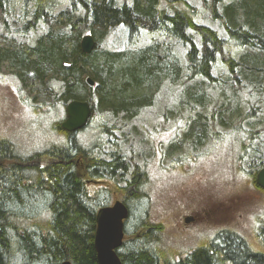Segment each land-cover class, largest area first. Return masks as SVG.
<instances>
[{
	"label": "trees",
	"instance_id": "16d2710c",
	"mask_svg": "<svg viewBox=\"0 0 264 264\" xmlns=\"http://www.w3.org/2000/svg\"><path fill=\"white\" fill-rule=\"evenodd\" d=\"M201 5L219 28L197 22L193 0H0V73L17 77L29 100L55 113L50 132L58 135L27 156L0 139V264H97L96 214L113 202L110 182L129 211L116 250L121 264H264V217L254 216L248 235L224 228L184 253L164 245L163 225L149 220L150 152L143 147L151 138L136 140L131 123L152 101L127 95L152 86L164 63L182 80L177 105L188 111L182 118L184 137L168 145V155H179L184 145L201 147L210 132L219 142L230 135L238 173L264 194L255 182L264 166V0H201ZM144 27L185 50L183 75L180 65L157 57V48L124 61L120 47ZM115 31L113 48L98 54L96 43L89 54L81 51L86 33L99 39ZM18 35L27 41H18ZM218 61L234 92L249 95L246 103L218 100L221 106L208 109L209 88L223 82L213 71ZM72 100L88 101L92 110L98 106L102 120L91 128L90 117L78 131L63 130L61 118ZM90 129V141L77 136ZM95 183L99 187L89 190Z\"/></svg>",
	"mask_w": 264,
	"mask_h": 264
},
{
	"label": "rangeland",
	"instance_id": "374dc122",
	"mask_svg": "<svg viewBox=\"0 0 264 264\" xmlns=\"http://www.w3.org/2000/svg\"><path fill=\"white\" fill-rule=\"evenodd\" d=\"M193 2L200 13L197 22L219 28L218 24L207 18L208 12L201 5V0H193ZM145 25L149 26L147 22ZM40 32L38 30L31 36L34 37ZM117 33L118 31L106 32V35L99 39L96 33L97 37L94 38L98 46L95 51L97 50L99 54L103 50L113 48L110 46L119 37ZM119 35L122 42L127 41L125 34L119 33ZM16 39L27 41V37L20 35L16 36ZM124 43L118 47L123 54H126L125 62L146 48L153 50L157 48L158 51H155L157 57L173 66L180 65L183 75L186 64L185 50L174 40L158 32H150L144 27L141 34L133 37L130 44ZM163 67L165 73L161 71L152 86H144L127 95V98L134 94L140 98L147 97L146 101H152L138 110L131 123L137 129L136 140L148 136L151 138L150 143L143 147L146 155L148 151L153 154L146 156L148 175L146 190L151 198L150 223L163 225L165 240L163 244L179 253L187 252L203 241L210 240L216 232L224 228L236 229L248 235L254 216L256 221L259 217H264L262 213L264 194L250 183L246 185L245 174L238 173L232 160L236 148L233 138L226 135L219 142L210 132V136L201 147L184 145L179 155H168V145L171 142H181L184 137L182 118L187 116L188 111L186 106L177 105L183 87L182 80H177L174 71L169 73L165 63ZM213 71L223 82L221 87L209 88L210 103H212V108L209 107V110L221 106L218 100L224 103L230 100L246 103L249 95L245 91L234 92L235 85L220 61ZM41 104L40 102L35 104L27 98V93L21 88L17 77L0 73V139L13 142L20 156L43 150L50 142L57 139L58 135L50 132L51 122L57 120L54 117L55 113L45 112L42 110L44 108L38 107ZM65 116L66 111L61 119L64 120ZM101 120L102 115L97 106L92 111L91 128ZM77 136L90 141L94 134L90 129L78 133ZM153 148L157 150L156 153H152ZM177 156L183 159L176 160ZM99 185V183L88 184V188L95 190ZM109 186L112 189V200L118 198L116 184L110 182ZM185 217H190L191 220L185 223Z\"/></svg>",
	"mask_w": 264,
	"mask_h": 264
},
{
	"label": "water",
	"instance_id": "95a60500",
	"mask_svg": "<svg viewBox=\"0 0 264 264\" xmlns=\"http://www.w3.org/2000/svg\"><path fill=\"white\" fill-rule=\"evenodd\" d=\"M95 39L92 34H85L80 41L81 51L89 54L95 48ZM89 86L94 85V80L87 78ZM66 116L61 121L60 127L67 132H75L84 128L92 115V108L88 101L72 100L65 108ZM255 182L264 190V167L256 174ZM129 216L126 205L118 198L113 202L101 207L96 214V228L94 234V249L97 264H121V259L116 250L121 246L124 239V222ZM191 220L185 217V223ZM62 264H70L64 261Z\"/></svg>",
	"mask_w": 264,
	"mask_h": 264
},
{
	"label": "bare ground",
	"instance_id": "6f19581e",
	"mask_svg": "<svg viewBox=\"0 0 264 264\" xmlns=\"http://www.w3.org/2000/svg\"><path fill=\"white\" fill-rule=\"evenodd\" d=\"M87 78H91V77H87ZM87 78H86V79H87ZM94 84H95V83H94Z\"/></svg>",
	"mask_w": 264,
	"mask_h": 264
}]
</instances>
